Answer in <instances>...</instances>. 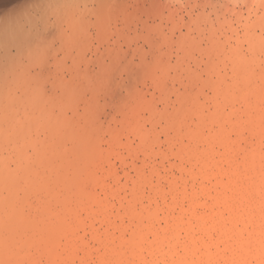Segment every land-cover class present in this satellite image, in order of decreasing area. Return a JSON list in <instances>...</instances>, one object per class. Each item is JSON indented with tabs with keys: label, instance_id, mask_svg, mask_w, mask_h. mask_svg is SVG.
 <instances>
[{
	"label": "bare ground",
	"instance_id": "6f19581e",
	"mask_svg": "<svg viewBox=\"0 0 264 264\" xmlns=\"http://www.w3.org/2000/svg\"><path fill=\"white\" fill-rule=\"evenodd\" d=\"M146 1L149 0H0V264H39V255L46 258L47 264H62L66 259L73 258L77 250L85 246L83 240L66 230L68 217L74 219L71 229L80 223L77 206L82 205L87 216L108 212L109 204L91 187L88 189L86 186V182H90L100 187L106 195L111 193L108 185L90 171L92 165L103 158L100 148L102 125H98L100 122L95 120L99 117L94 119L96 115L92 114L93 118L87 117L88 120L86 118L83 121L86 116L82 117V115L88 110L82 114L76 113L79 117L77 122L72 120L78 125L74 126L68 123L72 120L67 117L65 119L69 121L64 119V115H68L66 111H71V107V109L76 107L74 103L83 95L80 90L81 96L78 95L74 80L78 77L77 75L82 74L77 69L81 66L77 65L80 62L77 58L85 55L86 50L92 49L88 47V41L91 40L89 38L91 33L87 34L88 28L92 27L97 31V39L102 35L108 38V28H106L107 34L104 28L110 24L109 22L118 20L120 16L125 17L126 20L123 19L125 20L123 22L127 20L135 22L138 9L144 8V5L141 7L140 5L146 4ZM204 17L201 15L198 18ZM259 18L257 24L261 28L264 26V20L262 21L264 15ZM251 23L253 22L250 21ZM132 34L137 36L134 31ZM148 34H151L149 30ZM250 34L249 31L244 33V38H249ZM259 35L260 39L257 38L259 40L255 38L256 35L251 36L255 38V42L252 41L253 38L250 41L246 40L254 42L252 43L254 46L249 44L254 51L252 53L250 47L251 58L245 59L246 57L241 56L243 54H240L238 50L241 52L242 48L238 50L234 48L230 52L228 63L232 68L231 82L223 76L213 81L211 76L215 74L217 64L208 65L207 72L210 76L205 84L213 87L217 92L213 112L205 113V109L197 98L198 88L197 86L193 88L196 84L194 81H191L192 83L189 81L193 89L180 95L178 102L180 104L178 109H175L176 114L180 116L186 112H193L198 115L199 121L194 126L187 124L180 127L179 135L176 137L177 139L187 138L193 146L173 152L183 160L195 163L194 170L184 168L183 171L187 173L184 180L189 183L191 179L192 181L202 179L203 182L195 188L188 187L185 182L181 184L178 179L169 181L168 192H180L181 196L172 198L169 202L166 201L163 206L156 207L154 210L137 212L134 206L129 204L127 214L131 227L128 237L125 234L119 236L114 234L116 230H124L123 224H112L104 233L93 234V239L100 244L101 251L97 264H260L264 259V104H261L264 99V75L261 73L263 70L260 71L264 61L256 55L257 52H262L264 45H262L263 36ZM132 40L135 42L134 37ZM138 47L133 48L136 49L135 51L132 49L133 55L138 53ZM95 48L94 56L95 61L99 62L100 66L97 65L99 70L92 75L93 69L89 68L91 74L87 72V75L88 66L85 68L86 71L80 68L87 75V87L90 86L91 81L102 83L108 79L114 67L122 69L125 66L120 63L123 60L127 62L124 59L127 48L122 51L116 47L106 46L104 52H101L97 46ZM261 52L259 54L264 53V51ZM60 54H62L61 58H59ZM106 55L110 60L108 64H105ZM68 56L78 61L76 64L71 59L75 62L73 68L77 70L74 71L72 68L71 71L68 69L69 66H66L72 78L64 80L62 79L64 76L55 77L54 75L57 74H53L54 69L60 65L66 70L65 67L63 68L62 61L64 63L65 59L69 61ZM81 59L84 60L83 57ZM51 60L55 65H50ZM84 61L88 64L86 60ZM131 62L133 64V61ZM89 65L91 67V64ZM145 66L144 62L140 63L141 69ZM62 69L57 72L61 76ZM164 69L167 70V68ZM128 70L126 67V72ZM51 74L54 79L52 78L53 83L50 86L53 87L54 95H50L46 90V84L51 81ZM110 78L113 79V76ZM79 79L81 81V78ZM104 84L106 85V82ZM92 85V89L89 87L91 92L99 89L98 86V88L94 86L95 84ZM105 85V90H108V86ZM51 87H49L50 90ZM58 87L62 93L58 94L56 99L60 102V98L64 96L59 103L61 105L55 99L57 93H54V89L57 92ZM100 90L103 91L101 86L97 91ZM104 93L105 91L100 92V94ZM134 96L137 107L127 109L125 114H132L141 104L139 94ZM237 102L243 105L241 111L235 110L226 114L221 108V103ZM76 104L79 105V103ZM67 105L72 106L68 108ZM90 105L94 107H91L94 112L98 111L96 108L98 105L96 106L95 103ZM60 106L66 112L64 115ZM146 108L148 110V106ZM72 111L78 112L77 109ZM89 112V114L92 113L91 110ZM99 113L96 114L99 116ZM176 114L174 113V116ZM80 115L85 124H80ZM174 124L172 127L177 126ZM140 128L138 125L135 130L141 134L144 130L141 132ZM111 129H109V135L113 136L116 132ZM32 130L35 132L39 130L43 134L48 133L50 137L45 142L44 140L39 142L33 139ZM141 135L150 144L156 142L155 139L150 140L145 134ZM250 139H255V142L254 144L251 142L252 145L248 148L245 145L250 142ZM29 149L33 152L30 155ZM23 158L24 160L17 164L15 170L10 169L11 161ZM75 165H86L87 169L75 171ZM109 175L111 178L115 176L113 173ZM147 181L143 175L139 176L134 187V196L142 195ZM27 182H32V185L28 186ZM205 182L212 186L206 185ZM156 193L164 197L166 190L158 188ZM202 196L210 198L212 202L209 206L204 204L208 206L206 207L208 211L199 213L196 207L200 204ZM176 209H179L176 214H170ZM160 213L165 214L164 226L159 224ZM182 231L185 232L184 241L181 238ZM195 231L201 232L210 242L196 237ZM146 236L147 241H143ZM222 246L225 250L227 249V253ZM144 252H148L149 255H144Z\"/></svg>",
	"mask_w": 264,
	"mask_h": 264
},
{
	"label": "rangeland",
	"instance_id": "374dc122",
	"mask_svg": "<svg viewBox=\"0 0 264 264\" xmlns=\"http://www.w3.org/2000/svg\"><path fill=\"white\" fill-rule=\"evenodd\" d=\"M143 5H144V8L138 9V13H137L138 17L136 18L135 22L134 20H131V21L127 20L130 26L129 25L127 26V22H123L126 20L124 16H120V18L118 19L119 21L116 20V21L109 22L110 23L108 24L109 27L108 25H106V27L104 28L105 32L108 30L107 31L108 34L107 32L106 33L104 32V33L107 34V36L109 35L108 36L109 39L105 38L103 35L99 36L101 38L98 37L97 39V35H98L96 33L97 31H95L94 28L92 27H90L91 30L90 28H88L87 34L91 33L89 37L91 40L88 39L90 40L88 41V47L92 49L86 50L87 52L86 53L84 52L85 55L81 56V58L83 57L84 60L88 62V64L84 63L85 61L81 59L80 57L77 59H79L81 64L80 62L74 60L71 56H68V59H70L69 61H67V59L65 58H63L65 59V63L62 61V64L64 65L63 68L64 67L66 68V66H69L68 69H71V71L73 69L74 71L78 69L79 72L82 73V74L79 73L80 75H77L78 77H75L76 78L74 80L75 84L74 83L73 84L74 86L76 85L77 87V88L75 87L76 90L78 92L79 90L82 91L81 93L83 94L82 97H80L81 94L80 92L78 93V95L80 94L79 99L83 101V103L81 101L79 102L78 101L79 99H77L76 103H79V105L74 103L76 105V107H74V105L72 104L74 109H77L78 112L72 111L74 110V109H71L72 107L70 108V106L72 105L70 106L67 105V107L69 106L68 108H70L71 111H66L68 112L67 113L68 115L65 116L66 112L64 111L62 106H60L63 110V115L65 114L64 119L67 117L69 120L73 119L74 122H77V119L79 117L77 116L78 114L76 113L82 114V113H85L86 110H88L87 111L88 114L86 113L82 115V117L86 116L84 117V120L81 117V115H80L81 118L79 120L82 119L83 121H85L87 117L89 119L93 118L92 114L96 115L94 119L99 117L95 120L97 122H100L98 123V125L100 126L102 125L101 126L102 127V130H101L102 140L100 143V148L103 150V151L101 150L103 160L101 159L97 161L95 164H93L92 167L90 168V171H92L96 175V177L101 179V181H104L108 185L111 191V193H109L110 195H106L101 190V188L98 187L97 185H92V183L86 182V186L88 189L91 187L94 191L97 192L100 198H102L105 202L109 204V209H108V212H106L105 214H96L93 216H87L86 213L82 209V205L77 206V211H78L77 215H80V223H78L71 229L72 222L74 219H72L71 217H68L67 222H66L67 223L66 230L69 233H73V235L76 238L83 240L85 243V246L84 248L78 249L76 252V255L73 258L66 259L62 264H97L98 256L101 251H100V244L93 239V234L104 233L106 230L110 228L112 224H123L124 230L122 231L116 230L114 231V234L116 236L125 234L128 237L130 233V227H131L130 222L131 221L127 214L128 212L127 206L129 204H132L134 206V209L137 212H144L146 210H154L156 207H161L166 201L169 202L172 198L180 197L181 196L180 192H173V193L168 192L169 191V187H168L169 181L173 179H178L180 180L179 182L181 184L182 182H185L188 185V187H191V186L195 188L199 187V185L203 182L202 179L200 180L198 179L199 181L198 180L192 181L191 179L189 183L188 181L184 180V178L187 177V173L183 171L184 168L187 170H194L196 168L195 163L189 162L188 160H183L182 158H180L179 156L175 154V152L180 148L193 146L189 143L187 138H183V139L176 138L177 135H179L180 127L187 125V124L190 126H194L199 121L198 115H196L193 112H186L180 115L181 117L179 116V114H176L175 109L176 108L178 109V106L180 104L178 103L180 101V95L190 92L193 88L197 86L198 88L197 98H198L199 103L202 104L203 109H205L204 110L205 113L208 114L210 112H213L214 111L213 104H214V100H215V96L217 92L213 87L209 86L208 84H205L206 80L210 76L207 72L208 65L211 63L217 64V70L215 74L211 76V79L213 81H217L220 78V76H223L225 77V79L227 78L228 82H231L232 80L230 77L232 76V68L228 63L229 61L228 57H230V52L234 48H236L237 50L242 48L241 52L240 50H238L239 53L243 54L241 56L246 57L245 59H249L251 58V54L254 52L252 45L255 42L254 41L255 38L256 39L259 38L258 34H260L261 37L262 36L264 37V32H263L264 29H262L264 28V26H261L260 28V25L257 24L258 23L257 21H259L257 19L264 15V0H257V1L256 0H221V1L220 0H149V1H146V4L140 5V7ZM155 7H158V9H154ZM170 9H172L174 13ZM178 9L181 12L178 11ZM130 11H132V9H130ZM140 14L141 15L144 14V16H141ZM201 15H204L205 17L203 19L198 18ZM263 20L264 19H262V21ZM250 21L253 23L250 24ZM129 22H131L132 24H130ZM106 28L108 29L106 30ZM148 30L151 32V34H148ZM132 31H134L137 36H134L135 34H132ZM248 31L249 33H251L248 36L251 37L253 35H256L257 37L255 38L251 37V39L250 37L244 38V33H248ZM122 36L126 38L128 41L130 40L129 41L130 43L127 40L125 41V39H123ZM121 37L122 39H120ZM133 37H134L135 42L132 40ZM263 37H262V41L264 42ZM247 39L249 41L250 40L254 41L252 42L253 44L251 42H247L248 41ZM122 40L125 41V43ZM263 42H262V45H264ZM106 43H109V44H106ZM119 43H121L122 45ZM117 44H119L121 47H118L119 45ZM249 44H252V45H249ZM96 46L101 49L100 50L101 52L105 51L106 48L104 47L106 46L116 47V48H119L120 50L122 49V51H125V48H127L126 49L127 51H125L126 53L124 56V59L127 60V62L123 60V62L120 63L121 65H124L125 67L122 69H116V67H114L112 69L113 71L110 72L111 75L109 76V77L113 76V79L111 78L109 79L108 77L109 81L108 79L102 81V83L106 82V85L104 83L103 84L105 86H108L109 88L108 90H105L106 87H104V85L100 81H97L95 83L92 81L90 83L88 82L90 86L87 87V75H88L87 72L91 74V70L93 69L92 70V75H93L96 71L99 70V66H100L99 62L95 61L94 55L96 52V48H95ZM137 47L139 48V51L138 53H134V55L135 54L136 55L135 57H133L134 55H133L132 49L133 48L137 49ZM250 47L252 48V53H251ZM263 51L264 49L262 50V52ZM259 52H257L258 54L256 55H258V58L260 56L259 59L264 61V55H263L264 53L261 52L262 54H259ZM153 53H156L157 55L154 56ZM74 54L77 55L76 52H74ZM126 56H129V57H126ZM61 57H62V54H60L59 58ZM105 57H106L105 64H108L109 63L108 61L110 60L107 58L109 57L107 55ZM71 59L72 61L74 60L76 64L78 62L77 64L78 66L79 65L81 66L77 67V69H75V67L73 68V66L75 65L74 64L75 62H72ZM131 61H133V64L135 65V67H133L134 65L132 64ZM51 62L52 60L49 63L50 65L53 66L54 63L53 62L51 63ZM142 62H144L146 65L143 69L140 68V63ZM89 64H91V67ZM128 65H129V68H128ZM179 66H180V69H179ZM86 67L88 71H86L87 70L85 69ZM126 67H127V70L129 69L127 72H126ZM263 67L264 66L261 65L260 71L263 70L261 73H263L264 75ZM58 68L61 70L62 69L61 65L60 67H57L56 69H54L53 74H57V75H54L55 77L59 76V78H62L64 76V78H62L64 80L72 78L70 77L71 74H69L70 72L68 73L69 70L67 71V68L66 70L62 69L63 70V73H61L62 76L60 75V73H57L59 72ZM80 68H84L87 75H85V71ZM164 68H167V70H165ZM165 71L167 72V74ZM113 72H114L115 77L113 75ZM175 72H177V74ZM72 74H74V72H72ZM178 74L179 76L180 75L182 76L179 77ZM52 76L53 75L51 74L50 76L51 81H49L50 84L49 83L46 84L47 93H49L50 95H54L52 91L53 87L50 86L51 83H53L52 80L54 79ZM83 76H85V78L82 79ZM169 77H171L172 79ZM79 78H81V81ZM154 78L156 80H153ZM174 78L176 81L175 80L173 81ZM183 78L184 80H182ZM178 80H179V83H178ZM189 81L190 82L194 81L196 83L194 84L193 88L191 87L192 82L190 83ZM113 82L116 84H114ZM91 83L95 84L94 86L96 87L98 86L99 89L101 86V89H103L105 93L100 94V92L103 93V91L100 90L98 92L97 90L99 89L97 90L94 89L93 92H91L92 90L91 91L89 90V87L90 89L93 88L92 87L93 85ZM108 83L109 84L112 83L111 84L112 87L109 86ZM48 84H49V87L52 88L51 90L48 87ZM54 93H57L55 97L56 99L59 95H61L60 93H62V91H60L58 87L57 92H56V89H54ZM134 94H139V97H141L140 98L141 104L143 105L139 104L140 108L138 107L137 109H135V111H133L132 114H129V115L128 113L125 114L127 109L129 108L132 109L131 107H137L136 105L137 100L134 101V98H135ZM63 98L64 96H62V99ZM62 99L60 98V102L62 101ZM75 101L76 100H74V102ZM56 102H58V104L60 103L58 99H56ZM93 103H95L96 106L98 105L96 107L98 111L94 112L93 110L94 107L90 105V104L93 105ZM108 103H111V104H108ZM145 104L146 106H148V110ZM168 104L169 106H167ZM221 104H222L221 108L222 110L225 111L226 114H230L235 110L241 111L243 108V105L238 102L234 104H231V103H221ZM261 104H264V99L261 101ZM125 105L126 106L128 105L127 106L128 108ZM82 106L86 107L87 109L83 108ZM67 107H65V109ZM141 109H143L144 111ZM90 110L92 112L91 114H89ZM74 112L75 114H73ZM97 112H100L99 116L96 114ZM163 113H166V114L164 115ZM174 113L176 114L175 115L176 117L174 116ZM162 114L164 115L165 118L162 116ZM160 115L161 117H159ZM126 117L128 118L126 119ZM158 118L160 121L158 120ZM68 119H65V120H68ZM73 120L72 122L70 121L68 123L74 126L78 125V123L74 124ZM82 120L81 122L79 121L81 125L85 124L83 123ZM112 121L115 123H113ZM116 121H118V123ZM183 121H185L186 124H183L185 123ZM173 124L174 126L176 125L177 126L172 127ZM138 125L139 127H141L140 128L141 132H143V130L145 132L141 134H145L146 136L149 137L150 140L152 139L156 140L154 144H150L148 140H145L143 138L140 132L135 130L136 126ZM108 128L109 129L112 128L111 130L113 131L115 130L116 134L113 136H110L109 135L110 130ZM32 131L31 133L33 135L32 134L30 135H32L33 139L38 140L39 142L40 141L42 142L43 140L45 142L50 137L48 133L43 134V132L36 130V132L39 131V133L37 132L38 133L37 134L34 130ZM233 137H235V135H233ZM115 140L117 141L115 142ZM249 141L250 142H248L246 145L244 144L248 148L251 147L252 143L254 144L255 139H250ZM30 150L31 149H29L28 151L29 155L33 153L32 150L31 151ZM216 150H218V148H216ZM21 160H24V158L20 160L11 161L10 169L15 170L18 166L17 164ZM74 168H75V171H84L85 169H87V166L86 165H80V166L75 165ZM111 173L115 175L112 178L109 175ZM140 175H143L146 178V180H148L147 181L148 183L144 186L145 191L144 190L142 191V195L139 197H136L134 196V187ZM205 183L208 186H212V184H209L208 182H205ZM27 185L31 186L32 182H27ZM158 188H163L166 190V194L164 197L156 193V189ZM211 202L212 201L210 198L206 196H202L200 204L196 207V210L199 213L208 211L206 207L211 205ZM204 204H207L208 206H205ZM185 206L187 207V203L185 204ZM176 210L171 211L170 214L171 213L176 214L179 211V209H176ZM164 217H165V214L160 213L159 224L161 226H164ZM184 235H185V232L182 231L181 238L183 241H184L183 239ZM194 235L196 237L203 238L206 242H210V240L207 237H205L201 232L195 231ZM222 249L224 250V252L227 253V249L225 250L223 246H222ZM144 255L148 256L149 254L148 252H144ZM38 262L39 264H47L46 258L41 255L38 256Z\"/></svg>",
	"mask_w": 264,
	"mask_h": 264
},
{
	"label": "snow or ice",
	"instance_id": "6c2138e0",
	"mask_svg": "<svg viewBox=\"0 0 264 264\" xmlns=\"http://www.w3.org/2000/svg\"><path fill=\"white\" fill-rule=\"evenodd\" d=\"M147 239H148V237L146 236L143 238V241H147ZM151 242H153V241H151ZM260 264H264V259L261 260Z\"/></svg>",
	"mask_w": 264,
	"mask_h": 264
}]
</instances>
